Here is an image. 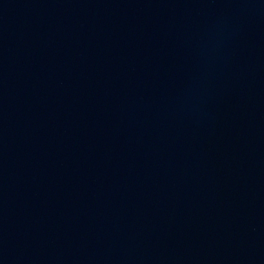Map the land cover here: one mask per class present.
I'll list each match as a JSON object with an SVG mask.
<instances>
[{"label": "water", "instance_id": "water-1", "mask_svg": "<svg viewBox=\"0 0 264 264\" xmlns=\"http://www.w3.org/2000/svg\"><path fill=\"white\" fill-rule=\"evenodd\" d=\"M0 264H264V0H0Z\"/></svg>", "mask_w": 264, "mask_h": 264}]
</instances>
